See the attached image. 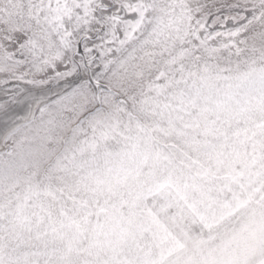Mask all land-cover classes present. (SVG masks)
<instances>
[{"label": "snow or ice", "instance_id": "snow-or-ice-1", "mask_svg": "<svg viewBox=\"0 0 264 264\" xmlns=\"http://www.w3.org/2000/svg\"><path fill=\"white\" fill-rule=\"evenodd\" d=\"M12 74L0 264H264V0H0Z\"/></svg>", "mask_w": 264, "mask_h": 264}, {"label": "rangeland", "instance_id": "rangeland-1", "mask_svg": "<svg viewBox=\"0 0 264 264\" xmlns=\"http://www.w3.org/2000/svg\"><path fill=\"white\" fill-rule=\"evenodd\" d=\"M28 86L29 82L27 80H24L15 74L7 76L0 75V95L9 97L13 95H20ZM41 99H43V97H41Z\"/></svg>", "mask_w": 264, "mask_h": 264}]
</instances>
